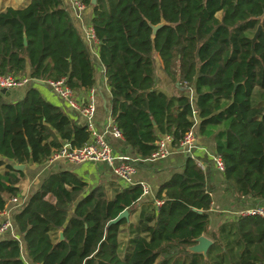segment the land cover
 I'll return each mask as SVG.
<instances>
[{
	"label": "trees",
	"instance_id": "obj_1",
	"mask_svg": "<svg viewBox=\"0 0 264 264\" xmlns=\"http://www.w3.org/2000/svg\"><path fill=\"white\" fill-rule=\"evenodd\" d=\"M28 1L0 10V76L26 77L29 67L32 80L18 102L0 94V210L23 178L15 166L41 165L63 144L81 148L89 139L82 118L70 119L34 83L65 79L75 93L86 92L96 83V66L62 0ZM80 1L92 12L110 117L124 144L147 159L161 137L177 149L194 132L214 143L224 164L220 185L232 202L264 207V0ZM153 55L167 79L193 90V100L157 90ZM198 160L185 156L182 171L145 202L138 184L89 190L70 171L50 172L14 217L26 259L263 264L264 220L238 216L210 226L217 186ZM123 211L127 218L116 221ZM201 236L212 242L206 255L188 252ZM0 264H24L16 240L0 239Z\"/></svg>",
	"mask_w": 264,
	"mask_h": 264
},
{
	"label": "crops",
	"instance_id": "obj_2",
	"mask_svg": "<svg viewBox=\"0 0 264 264\" xmlns=\"http://www.w3.org/2000/svg\"><path fill=\"white\" fill-rule=\"evenodd\" d=\"M65 9L71 17V20L81 36L87 52L89 53L92 61L96 66V83L93 86L96 88L95 94V124L99 130H103L107 125L110 117L111 109V98L109 96V91L106 85L105 71L97 56V46L95 42H91L87 37V32L91 28V9L86 8L84 12L76 11L72 5L71 0H62ZM28 0H0V10L11 7V8H23L28 4ZM29 71L27 67L26 77ZM165 85L170 86L169 79L164 78ZM26 86L24 88H16L13 90H7L9 95L5 97L6 102L15 103L20 101L26 92ZM34 88L39 91L41 96L52 105L58 107L66 114L73 118L76 113L71 112L67 106L56 96H54L46 84V82L36 81L34 83ZM158 88V87H157ZM160 89V88H159ZM162 90V89H161ZM88 91V90H87ZM86 92H79L76 95L84 97L87 95ZM168 96L173 95L170 92L163 90ZM107 141L112 145L113 149L117 154L126 156L131 164L136 163L135 174L133 175V184L140 185L148 189V194L144 195L141 199L143 202L154 200L155 194L163 183L168 181L174 173H180L182 171V165L184 163L185 154L179 148L172 149L169 148V155L164 160H159L151 162L147 159H143L137 156L129 147H127L123 140L113 139L111 136H107ZM196 146L199 148H205L207 153L197 152L196 157L199 159L203 166V171H205L206 166L210 169L209 181L211 184L217 186V192L220 191L224 196L218 199V207L215 208V203L213 200L210 214V222L212 227L215 228L218 224L231 220L238 216L241 212L245 211L247 208L232 202L229 194H226L220 183L223 180V172H218L212 166L210 157L212 154H216L214 150V143L210 140L196 136ZM23 178L16 185L17 194L20 198L26 201L30 196L38 189L41 181L50 173L57 172L61 170L70 171L82 179L87 185L89 190L100 186L107 182H117L122 187V184L116 176H114L104 164H82L78 166L69 165L65 162H58L52 166H48L45 163L41 165H22ZM219 185V186H218ZM216 193V192H215ZM213 199V195H212ZM249 200V199H248ZM212 219V220H211ZM211 226V225H210ZM20 245V241L18 242ZM22 249L25 254V245L22 240Z\"/></svg>",
	"mask_w": 264,
	"mask_h": 264
},
{
	"label": "built area",
	"instance_id": "obj_3",
	"mask_svg": "<svg viewBox=\"0 0 264 264\" xmlns=\"http://www.w3.org/2000/svg\"><path fill=\"white\" fill-rule=\"evenodd\" d=\"M72 7L78 12H84L86 6L80 0H71ZM87 37L91 42H97L94 38L93 30L89 28ZM32 80L28 77L13 78L11 76H0V90H13L27 86ZM52 94L60 99L71 112H75L82 118L89 133L88 141L81 148H71L69 143H65L61 148L51 154L44 163L49 167L58 162H65L69 165L78 166L82 164H104L108 170L124 184V186H133V175L135 167L131 165L126 156L116 154L112 145L107 141V136L113 139L122 140L120 131L115 127L110 118L103 130H99L95 124V94L96 88L92 87L87 91L84 97L77 96L65 83V79L59 81L46 82ZM172 139L169 136H163L156 142V150L148 158L155 162L164 160L169 155V148ZM179 149L185 156L197 158V152L207 153L205 148L196 146V135L194 132L187 133L179 143ZM210 161L214 169L218 172L224 171L222 158L217 154H212ZM200 169L203 170L201 162L196 161ZM143 195L148 194V189L142 187ZM162 202H156L160 206ZM25 205V200L18 194L5 198V206L0 210V239L12 238L19 242V237L15 228L14 217ZM241 217L260 218L264 220V207H249L241 212ZM264 264V262H263Z\"/></svg>",
	"mask_w": 264,
	"mask_h": 264
},
{
	"label": "rangeland",
	"instance_id": "obj_4",
	"mask_svg": "<svg viewBox=\"0 0 264 264\" xmlns=\"http://www.w3.org/2000/svg\"><path fill=\"white\" fill-rule=\"evenodd\" d=\"M153 59H154V63H155V76H156V82H157V87H158L157 90H159L161 92H163V90H165L167 92L172 93L173 95L185 94V95L189 96L190 99L193 100L194 94H193V90L192 89L184 88V86H182V85L173 84L170 80H169L170 81V86L165 85L164 78H166V77H165V75L162 72L160 61H159V59L157 58L156 55H153ZM166 80H168V79L166 78ZM27 86L25 88H27ZM22 88H24V87H22ZM172 149H176V148H172ZM223 196L224 195L220 191H218V192L213 194V200H214V203H215V208L218 207V199L220 197H223ZM239 215L240 214H238V216ZM211 226H212V224H211ZM18 237H19V241H20V249H22V246H21L22 238L19 235H18ZM21 259L23 260L24 264H31L26 259V256H25L23 250H21Z\"/></svg>",
	"mask_w": 264,
	"mask_h": 264
},
{
	"label": "water",
	"instance_id": "obj_5",
	"mask_svg": "<svg viewBox=\"0 0 264 264\" xmlns=\"http://www.w3.org/2000/svg\"><path fill=\"white\" fill-rule=\"evenodd\" d=\"M96 4V0H91V5H95ZM157 27H153V35L156 33L157 31ZM261 30V28L259 27L255 36L252 38V44L256 41V38H257V35H258V32ZM0 94L3 95L4 97L8 96L9 95V92L5 89H2L0 90ZM16 170L18 171H23L24 169V166L22 165H19V166H15L14 167ZM128 216V213L127 211H123L119 216L118 218L116 219V221H119L121 220L122 218H127ZM60 239L62 240V237L60 236ZM196 244L190 248H188V252L190 253H196V254H202L203 256L206 255V252L208 250V248L212 245V242L204 237V236H201L199 237L196 241Z\"/></svg>",
	"mask_w": 264,
	"mask_h": 264
}]
</instances>
